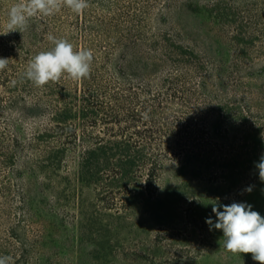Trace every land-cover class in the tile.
<instances>
[{
	"label": "trees",
	"instance_id": "obj_1",
	"mask_svg": "<svg viewBox=\"0 0 264 264\" xmlns=\"http://www.w3.org/2000/svg\"><path fill=\"white\" fill-rule=\"evenodd\" d=\"M16 2L0 0V32ZM87 2L0 35V256L13 264H32L29 221L43 228L61 198L131 212L158 198L170 165L216 190L261 181L264 0ZM49 34L93 52L88 78L20 82Z\"/></svg>",
	"mask_w": 264,
	"mask_h": 264
},
{
	"label": "rangeland",
	"instance_id": "obj_2",
	"mask_svg": "<svg viewBox=\"0 0 264 264\" xmlns=\"http://www.w3.org/2000/svg\"><path fill=\"white\" fill-rule=\"evenodd\" d=\"M160 184L152 206L138 205L121 215L98 216L88 206L78 209L73 197L61 198L66 211H51L48 206L49 213L42 212L43 228L29 221L35 233L31 263L259 264L252 254L234 255L225 250L222 231L210 230L206 219L216 221L214 203L233 202H246L264 217V183L257 182L251 191L216 190L210 184L189 181L170 165L161 170ZM81 199L88 205L90 193L85 192ZM54 211L58 219H54ZM86 215L91 222L86 221Z\"/></svg>",
	"mask_w": 264,
	"mask_h": 264
},
{
	"label": "clouds",
	"instance_id": "obj_3",
	"mask_svg": "<svg viewBox=\"0 0 264 264\" xmlns=\"http://www.w3.org/2000/svg\"><path fill=\"white\" fill-rule=\"evenodd\" d=\"M62 7L69 8L76 14H81L87 7V0H18L7 11L6 29L0 35L10 32H23L27 29L31 18L37 16H52ZM48 40L54 47L48 51L36 54L28 63L20 82L30 81L36 87H43L49 82H58L63 76L74 81L88 78L93 61L90 49L74 51V46L68 40L48 35ZM8 58H0V71L8 66ZM13 85L17 81L12 82ZM146 115V114H145ZM255 167L259 179L264 182V155H261ZM251 191V188L247 189ZM222 208V210H220ZM212 213L216 217L206 223L211 228L223 233V247L232 254H252V259L264 264V217L254 211L246 202H233L228 205H212ZM0 264H13L12 257L0 256Z\"/></svg>",
	"mask_w": 264,
	"mask_h": 264
}]
</instances>
